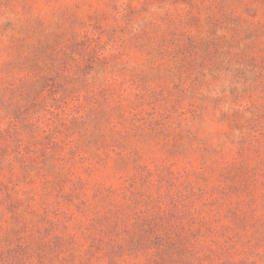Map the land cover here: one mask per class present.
<instances>
[{
  "label": "rangeland",
  "instance_id": "obj_1",
  "mask_svg": "<svg viewBox=\"0 0 264 264\" xmlns=\"http://www.w3.org/2000/svg\"><path fill=\"white\" fill-rule=\"evenodd\" d=\"M0 264H264V0H0Z\"/></svg>",
  "mask_w": 264,
  "mask_h": 264
}]
</instances>
